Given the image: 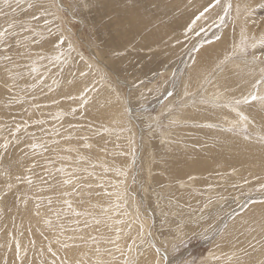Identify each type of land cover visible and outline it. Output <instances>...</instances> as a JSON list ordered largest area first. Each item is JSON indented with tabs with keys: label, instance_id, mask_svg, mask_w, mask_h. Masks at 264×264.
Segmentation results:
<instances>
[{
	"label": "rangeland",
	"instance_id": "obj_1",
	"mask_svg": "<svg viewBox=\"0 0 264 264\" xmlns=\"http://www.w3.org/2000/svg\"><path fill=\"white\" fill-rule=\"evenodd\" d=\"M0 33V264H264V0H0Z\"/></svg>",
	"mask_w": 264,
	"mask_h": 264
},
{
	"label": "snow or ice",
	"instance_id": "obj_2",
	"mask_svg": "<svg viewBox=\"0 0 264 264\" xmlns=\"http://www.w3.org/2000/svg\"><path fill=\"white\" fill-rule=\"evenodd\" d=\"M219 2H220V0H216V3H217V4H219ZM229 7H230V5H229ZM208 10H209L208 8H205V9H204L205 12L208 11ZM202 15H203V13H202ZM198 18H199V17H198ZM0 35H3V33H0ZM241 50H243V49L241 48ZM258 83H264V80L259 81ZM254 86H255V85H254ZM257 100H259V101H261V102H264V96H258V95H256L255 93H253V94H250L249 97L244 98L243 101L237 100L236 103H237V104H240V103L243 102V103H246V104H247V103H251V102H253V101H257ZM240 119H241V120H246L247 117L241 115ZM29 183H31L30 180H29ZM66 183H67V181H66ZM69 207H71V205H69ZM76 214L79 215V213H76ZM17 248L19 249V245H17Z\"/></svg>",
	"mask_w": 264,
	"mask_h": 264
},
{
	"label": "bare ground",
	"instance_id": "obj_3",
	"mask_svg": "<svg viewBox=\"0 0 264 264\" xmlns=\"http://www.w3.org/2000/svg\"><path fill=\"white\" fill-rule=\"evenodd\" d=\"M220 4H221V3H220ZM240 6H241V5H240ZM213 11H214V10H213ZM209 16H210V15H209ZM214 19H215V18H214ZM206 25H207V24H205V26H206ZM248 29H249V27H248ZM206 31H207V30H206ZM213 46H214V45H212V47H213ZM212 47H211V48H212ZM205 50H206V49H205ZM208 51H209V50H208ZM216 52H217V51H216ZM206 53H207V52H206ZM206 53H205V54H206ZM218 53H219V52H218ZM205 54H204V55H205ZM207 55H208V54H207ZM207 55H206V56H207ZM204 58H205V57H204ZM230 61H231V60H230ZM217 73H218V72H217ZM209 75H210V74H209ZM235 79H236V78H235ZM205 81H206V80H205ZM206 87H207V86H206ZM208 87H209V86H208ZM206 89H207V88H206ZM204 91H205V90H204ZM208 93H209V92H208ZM202 99H204V98H202ZM221 108H222V107H221ZM255 114H256V113H255ZM232 117H233V116H232ZM228 118H229V117H228ZM226 120H227V119H226ZM226 120H225V121H226ZM230 120H231V119H230ZM220 121H221V120H220ZM228 123H229V122H228ZM228 123H226V125H227ZM230 123H231V122H230ZM229 125H230V124H229ZM214 126H215V125H214ZM220 127H221V126H220ZM128 136H129V135H128ZM105 158H106V157H105ZM188 164H189V163H188ZM139 165H140V164H139ZM125 177H126V176H125ZM242 185H243V184H242ZM140 195H141V194H140ZM145 197H146V196H145ZM152 199H153V198H152ZM154 201H155V200H154ZM261 202H262V201H261ZM263 204H264V203H263ZM205 205H206V204H205ZM211 205H212V204H211ZM248 207H249V206H248ZM209 208H210V207H209ZM203 209H204V208H203ZM122 211H123V210H122ZM125 211H126V210H125ZM145 212H146V211H145ZM118 213H119V212H118ZM135 214H136V213H135ZM254 214H257V213H256V211L253 210V212H252V214H251L250 216H253ZM230 215H231V214H230ZM108 216H109V215H108ZM127 216H128V214H127ZM197 216H198V215H197ZM204 216H205V215H204ZM250 216H249V217H250ZM249 217L246 216V219H248ZM129 218H130V217H129ZM136 218H137V217H136ZM130 219H131V218H130ZM203 219H204V217H203ZM122 220H123V219H122ZM204 220H205V219H204ZM207 220H208V219H207ZM132 221H133V220H132ZM96 223H97V222H96ZM129 223H130V222H129ZM205 223H206V222H205ZM170 224H171V223H170ZM121 225H122V224H121ZM135 226H136V225H135ZM138 226H139V224H138ZM226 226H227V225H226ZM136 227H137V226H136ZM201 228H202V227H199V230H201ZM127 230H128V229H127ZM137 230H138V229H137ZM157 230H158V228H157ZM165 232H166V231H165ZM193 232H194V231H193ZM226 233H227V232H226ZM123 235H125V234H123ZM160 237H161V236H160ZM226 237H228V236H226ZM202 238H203V237H202ZM229 238H230V237H229ZM221 239H222V238H221ZM140 240H141V239H140ZM229 240H231V238H230ZM221 242H223V241L221 240ZM224 242H227V240L224 241ZM224 242H223V243H224ZM123 243H124V242H123ZM219 244H220V243H219ZM153 248H154V247H153ZM120 250H121V249H120ZM219 250H220V249H219ZM139 254H140V253H139ZM157 254H158V253H157ZM149 256H151V254H150ZM152 256H153V255H152ZM139 258H140V257H139ZM150 258H151V257H150ZM152 260H153V259L151 258V261H152ZM139 261H140V262H139L138 264H142L143 261H145V257H141V259H139ZM149 262H150V261H149ZM152 262H153V261H152ZM146 263H147V262H146ZM150 263H151V262H150ZM148 264H149V263H148Z\"/></svg>",
	"mask_w": 264,
	"mask_h": 264
}]
</instances>
